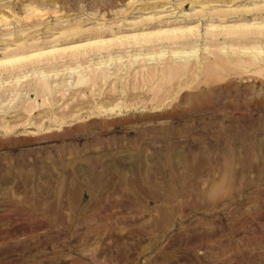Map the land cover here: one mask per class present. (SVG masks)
Here are the masks:
<instances>
[{"label": "rangeland", "instance_id": "1", "mask_svg": "<svg viewBox=\"0 0 264 264\" xmlns=\"http://www.w3.org/2000/svg\"><path fill=\"white\" fill-rule=\"evenodd\" d=\"M0 264H264V0H0Z\"/></svg>", "mask_w": 264, "mask_h": 264}, {"label": "bare ground", "instance_id": "2", "mask_svg": "<svg viewBox=\"0 0 264 264\" xmlns=\"http://www.w3.org/2000/svg\"><path fill=\"white\" fill-rule=\"evenodd\" d=\"M170 33H176V31H169V34ZM178 33V32H177ZM167 36V35H166ZM174 36V35H173ZM136 38V37H135ZM146 38V37H145ZM134 39V38H133ZM147 42V41H146ZM251 49H253V50H256L259 54H260V49H256V48H251ZM160 51V50H159ZM190 53H196L195 51H193V52H191L190 51ZM154 54V53H153ZM166 53H164V51H162V52H160V53H158V54H154V56L155 55H158V56H160V57H164V55H165ZM175 55H180L181 54V51H175V53H174ZM45 55V54H44ZM109 58H111V57H109ZM155 58H157V57H155ZM159 58V57H158ZM252 58H253V60H257V58H256V56H252ZM151 59V58H150ZM109 60V59H108ZM155 60V59H154ZM163 60V59H162ZM101 61V60H100ZM102 63V62H101ZM77 68V67H76ZM79 68H80V66H79ZM71 73H76L77 74V76H78V80H77V85L79 84H84V83H86L85 81H86V77H85V75L84 74H81L80 72V70H75L74 68L73 69H70L69 70ZM33 74H35V72H33ZM42 75H44L43 73H42ZM27 76H25L24 78H26ZM23 78V77H22ZM46 78V77H45ZM48 79V78H47ZM23 80V79H22ZM21 80H20V78L18 77V79H17V83L15 84V85H17V84H19V82H20ZM45 81H47V80H45ZM26 82V81H25ZM49 81H47V83H48ZM46 83V84H47ZM51 86V85H50ZM49 92H52L51 91V89H50V91ZM46 94V93H45ZM11 100V99H10ZM2 103V102H1ZM10 103V102H9ZM4 108V107H3ZM2 110V109H1ZM3 110H5V109H3Z\"/></svg>", "mask_w": 264, "mask_h": 264}]
</instances>
